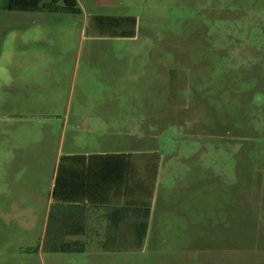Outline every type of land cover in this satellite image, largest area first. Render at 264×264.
<instances>
[{"label":"rangeland","instance_id":"obj_1","mask_svg":"<svg viewBox=\"0 0 264 264\" xmlns=\"http://www.w3.org/2000/svg\"><path fill=\"white\" fill-rule=\"evenodd\" d=\"M7 3L0 264H264V0H77L80 15ZM100 15L135 17V36L101 31ZM129 132L161 155L142 247L50 251L57 160Z\"/></svg>","mask_w":264,"mask_h":264},{"label":"trees","instance_id":"obj_2","mask_svg":"<svg viewBox=\"0 0 264 264\" xmlns=\"http://www.w3.org/2000/svg\"><path fill=\"white\" fill-rule=\"evenodd\" d=\"M6 8L8 12L81 14L77 0H8ZM92 20L114 37L135 36V17L100 15ZM160 163L157 151L60 156L51 195L49 250L84 252L93 236L73 219L86 207L103 210L113 231L108 239L96 241L98 248L109 252L140 249L149 229ZM55 205H62L67 213L57 229Z\"/></svg>","mask_w":264,"mask_h":264},{"label":"crops","instance_id":"obj_3","mask_svg":"<svg viewBox=\"0 0 264 264\" xmlns=\"http://www.w3.org/2000/svg\"><path fill=\"white\" fill-rule=\"evenodd\" d=\"M114 54H115V55H113L114 58L115 57L116 58H119V57L127 58V57H129V58L137 59V58H141L143 56V55H140L141 53H135V56H132V53H128V52L114 53ZM118 54H121V55H118ZM104 65H105V63H104ZM111 65H113V64H111ZM107 66H108V63H107ZM105 68H106V65H105ZM96 119L97 118H93L90 121V123L91 122L92 123L97 122ZM100 120L105 121L103 119H99L98 121H100ZM106 127L108 128L109 126H106ZM110 127L113 129H117V128H114L112 126H110ZM116 134L118 136H121L122 132L117 129ZM131 134H133V133L132 132L126 133V135H124V136H126L129 139V141L124 140L123 143H120L119 145H117V147H114V149H108V148H104L102 146H99V147L96 146V147H93L91 150H89L87 153L71 152V153H68L66 155H74V154H85V155H87V154H120V153L147 152L146 148H144L142 142L140 143L138 134L137 133L134 135H131ZM132 137L135 138L134 141L131 140ZM127 142H129L128 146L125 145ZM125 146H126V148H125ZM58 162H59V159L56 162V167H55L53 177H52L51 190H50V195H49L50 198L52 195L55 173H56ZM263 177H264V174L262 172L255 176V178H260V180L258 181L259 185H262V184L264 185ZM64 210L65 209L62 205H55V210H54L55 217H56V222L54 223L55 229H57L60 226V223H61L60 220L65 219V215L67 213ZM106 216L107 215L103 210H97L96 211V210L92 209L91 207H86L84 209L83 208L80 209L77 217L73 220H76L78 225L82 226L85 229V233L93 236L92 241L95 244L96 241L100 242L104 238L108 239V236L113 232V231H111L112 228L110 227ZM150 216H151V214H150Z\"/></svg>","mask_w":264,"mask_h":264}]
</instances>
